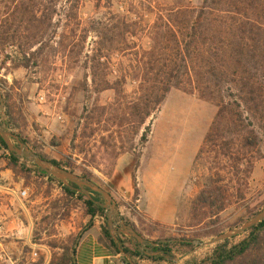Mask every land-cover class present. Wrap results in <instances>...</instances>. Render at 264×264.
<instances>
[{
    "label": "trees",
    "instance_id": "obj_1",
    "mask_svg": "<svg viewBox=\"0 0 264 264\" xmlns=\"http://www.w3.org/2000/svg\"><path fill=\"white\" fill-rule=\"evenodd\" d=\"M91 1L98 13L105 2H113ZM118 2L117 13H102L100 18L82 23L79 19L82 0H0V36H6L13 44L17 41L24 69L49 51L68 60H79L85 55L83 65L89 73L91 91L114 95L109 106L95 104L83 114L82 143L77 147L80 151H76L75 136L71 154L64 163L40 152L36 154L92 183V174L75 168L73 162L84 157L81 160L84 165L99 168L97 156L87 161L83 147L102 129L109 133L116 126L118 138L120 131L129 138L127 145L118 149L116 145L111 150L104 149L110 157V169L102 174L109 179L117 160L132 151L135 139L139 138L142 146L148 143L147 123L160 112L171 91L195 95L217 109L194 160L195 165L203 163L210 173L190 208V227L201 228L204 233L191 238L166 237L171 229L138 217L139 227L144 231L159 232V239L150 241L129 220L116 215L113 220L116 230L124 223L145 243L139 244L118 232V242H114L99 194L89 192V197L75 185L65 186L33 164L28 169V161L9 153L1 138L0 151L8 153L5 170L14 176L35 172L49 183H57L65 199L82 202L90 219L85 230L93 226L95 218H101L102 240L116 253L126 255L134 263L140 259L175 264L177 254L185 256L195 246L170 241H195L221 234L215 229V219L229 205L245 201L251 170L257 161L264 159V0H201L197 7L186 0ZM91 37V48L86 51ZM114 57L120 59L115 68ZM112 74L116 75L113 79ZM128 82L136 85L130 95L125 91ZM9 99L7 92L4 99L7 119L0 117L6 131L13 127ZM106 139L99 138L102 147L108 146ZM110 139L116 141L114 135ZM136 159L137 165L139 157ZM225 168L228 170L224 175ZM110 195L117 210L121 203L114 194ZM138 197L135 188L134 202ZM61 202L49 206L54 211V220L64 219L59 213ZM81 235L59 241L54 234H48L49 239H54L47 243L48 264H75V249ZM242 235L245 237L238 242L235 240L241 235L214 245L211 255L198 264H264V221Z\"/></svg>",
    "mask_w": 264,
    "mask_h": 264
},
{
    "label": "rangeland",
    "instance_id": "obj_2",
    "mask_svg": "<svg viewBox=\"0 0 264 264\" xmlns=\"http://www.w3.org/2000/svg\"><path fill=\"white\" fill-rule=\"evenodd\" d=\"M118 1L113 0L109 4L105 2L102 11L98 13L91 0H82L79 6V19L85 23L89 19L100 18L102 13H117L120 8ZM186 1L193 7L201 4V0ZM149 21L151 22L152 18H149ZM9 40L6 36H0V94L4 101L8 92L9 106L13 109V127L12 130L7 131L17 135L19 139L21 137V142L25 141L26 148L34 153L40 152L49 159L64 163L66 157L71 154V143L75 136L76 151H80L77 147L82 143L80 129L85 111L90 110L95 104L99 107L109 106L114 102V95L111 92L95 94L91 91L89 73L83 65L85 55L79 60H68L49 51L37 63L31 62L29 67L24 69L21 66L17 41L13 44ZM91 44L92 37L87 42L86 51L90 50ZM118 62H120L118 57L112 59L113 68ZM115 76L112 74L111 79ZM135 86L134 83L128 82L125 87L126 93L132 94ZM216 111L215 106L200 100L195 95L189 96L173 90L160 112L147 123L150 124L148 143L142 146L137 138L132 151L125 154L131 156L129 168H140L141 161L153 162L146 170L144 178L149 192L158 185L173 199L187 186L179 206L176 227L167 231L166 237L191 238L204 233L201 228L190 227V208L210 173L209 168L203 163L195 165L194 160ZM117 130L116 126L110 129L109 133L102 129L101 133H97L83 147L87 161L90 162L92 157L97 156L96 164L99 168L84 165L81 161L84 157L73 162L75 168L90 172L93 176L92 183L110 194H114L112 184L108 181L110 178L102 174L110 169L108 162L110 157L104 149L111 150L115 145L118 149L121 145H127L129 138L124 131H120L121 138H118ZM111 135H114L115 142L111 141ZM100 137L107 138L108 146H101ZM136 156L139 157V161L136 165V159L134 165L133 158ZM7 164L8 153L1 150L0 166L5 168ZM26 166L28 169L33 168L29 162ZM76 170L78 174L81 173V170ZM224 170L222 172L225 175L228 169ZM247 182L245 201L229 205L219 218L215 219V229L225 233L239 228L264 209V159L255 163ZM0 186L26 191L27 196L22 201L28 209L27 217L17 202L0 207L1 228L15 233V228L18 229L16 226L22 224L23 231H28L29 227L32 229L29 246L24 245L22 234L19 237L2 239L0 264H46L47 260L49 263L50 251L47 243L54 239H49L48 234H54L56 240L65 241L69 236H80L90 220L86 216L82 202L74 198L65 199L57 183L44 181L35 172L18 176L10 172L9 178L0 177ZM0 198L4 196L0 194ZM58 200L62 201L59 213L64 219L54 220L52 218L54 211L50 210L49 206ZM8 215L11 217L5 221L3 218ZM4 223L8 225L3 227ZM140 229L150 241L160 236L155 230ZM244 237L241 234L235 242ZM212 238L214 237L195 241L204 243ZM213 246L185 255L183 264L200 263L211 255ZM43 247L47 252L42 250Z\"/></svg>",
    "mask_w": 264,
    "mask_h": 264
},
{
    "label": "crops",
    "instance_id": "obj_3",
    "mask_svg": "<svg viewBox=\"0 0 264 264\" xmlns=\"http://www.w3.org/2000/svg\"><path fill=\"white\" fill-rule=\"evenodd\" d=\"M129 155H124L118 159L116 168H114L112 177L108 180L112 184V191L115 197L120 203L127 204L130 208L125 212L124 218L129 220L132 224L136 226L139 231L138 217L143 218L147 223L151 222L158 224L160 227L166 229H173L176 227L178 221V210L180 203L182 202L185 190L179 193L175 198H171L164 189L156 185L150 192L146 187L145 183V173L149 166L153 163L151 160L146 161L145 163H140V168H129L130 165ZM134 165L136 163V158H133ZM0 172V177L9 178V170L2 168ZM44 181H47L46 178H43ZM189 181V179H188ZM135 188L139 191V197L134 202V192ZM7 187L0 186V194L4 198H0V207L2 208L5 204L12 202H17L20 205V208L23 210L25 215L28 217V209L23 204V201L17 200L15 197L11 196L7 192ZM47 199H44L46 201ZM11 216H5L3 219L7 221ZM12 223V221H11ZM103 222L102 219L97 217L94 219L93 226L88 228L81 235L80 242L75 249L74 263L75 264H130L127 257L118 254L114 251L113 248L109 246L107 242L102 240L101 226ZM7 223H4V226H7ZM15 228L16 232L6 231L4 228L0 230V242L2 239H9L11 237H19L23 235L25 240L24 245H31L29 242V235L32 229L29 227L28 231H23V225L19 224ZM27 227V226H26ZM142 232V231H141ZM143 234V233H142ZM144 235V234H143ZM145 239H149L148 236L144 235ZM158 238L153 239L152 241L158 240ZM44 251L45 248L43 247ZM185 260L184 256L177 257L175 264H183ZM132 262V260H131ZM48 260L46 261V264ZM133 264H167L165 262H154L152 260H140L137 259Z\"/></svg>",
    "mask_w": 264,
    "mask_h": 264
},
{
    "label": "water",
    "instance_id": "obj_4",
    "mask_svg": "<svg viewBox=\"0 0 264 264\" xmlns=\"http://www.w3.org/2000/svg\"><path fill=\"white\" fill-rule=\"evenodd\" d=\"M0 117L2 120H6V114H5V107H4V101L3 97L0 94ZM0 138L5 144L7 150L9 153L14 154L17 157L23 158L29 163L33 164L38 169L45 172L47 175L53 177L57 181L62 182L65 186H69L70 184L75 185L80 192H83L87 196L90 197L89 192H94L99 194L102 199L103 203L101 206L107 210V226L110 233L111 238L114 240V242H118V239L116 237L117 232L132 239L133 241H136L139 244H144L145 240L131 227L125 225L122 223L121 229L116 230L114 228L113 220L117 215L116 211V205L115 202L110 195V193L104 191L99 186L89 182L88 180H84L77 175L54 165L53 163L43 160L40 158L36 153H34L32 150L26 148L24 143L21 142L19 137L9 131H6L3 129L1 123H0ZM264 221V209L260 211L258 214H256L252 219L245 222L242 226L239 228H236L234 230H230L225 233H221L218 236L210 239L207 242H200V241H190V240H172L171 243L179 242V243H188L195 246V249L192 253H194L196 250H200L206 247H210L213 245H216L218 243H221L226 240H231L233 238H236L240 236L241 234L246 233L253 227L257 226L259 223ZM156 245V244H155ZM127 257L126 255H124ZM128 258V257H127ZM130 264H133L131 260L128 258Z\"/></svg>",
    "mask_w": 264,
    "mask_h": 264
},
{
    "label": "built area",
    "instance_id": "obj_5",
    "mask_svg": "<svg viewBox=\"0 0 264 264\" xmlns=\"http://www.w3.org/2000/svg\"><path fill=\"white\" fill-rule=\"evenodd\" d=\"M7 192L15 197L17 200L19 201H22L26 198L27 196V192L26 191H16L14 189H11V188H7ZM130 208V206H128L127 204H123L121 203L118 207V209L116 210L117 211V216L119 218H124L125 216V212ZM0 230H1V226H0Z\"/></svg>",
    "mask_w": 264,
    "mask_h": 264
}]
</instances>
